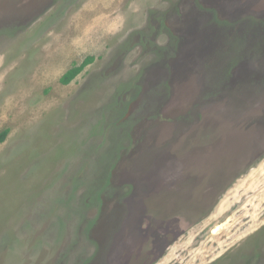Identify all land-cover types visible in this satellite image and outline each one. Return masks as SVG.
<instances>
[{
	"label": "rangeland",
	"instance_id": "374dc122",
	"mask_svg": "<svg viewBox=\"0 0 264 264\" xmlns=\"http://www.w3.org/2000/svg\"><path fill=\"white\" fill-rule=\"evenodd\" d=\"M5 129L0 264H264V0H0Z\"/></svg>",
	"mask_w": 264,
	"mask_h": 264
},
{
	"label": "trees",
	"instance_id": "16d2710c",
	"mask_svg": "<svg viewBox=\"0 0 264 264\" xmlns=\"http://www.w3.org/2000/svg\"><path fill=\"white\" fill-rule=\"evenodd\" d=\"M92 56L86 57L80 64L73 65L66 72H64L59 78L61 84L70 83L88 64L93 61ZM7 129L3 130L0 134V142H2L7 134Z\"/></svg>",
	"mask_w": 264,
	"mask_h": 264
},
{
	"label": "water",
	"instance_id": "95a60500",
	"mask_svg": "<svg viewBox=\"0 0 264 264\" xmlns=\"http://www.w3.org/2000/svg\"><path fill=\"white\" fill-rule=\"evenodd\" d=\"M122 236V248H129V246H134L133 242L134 240H136L135 238H132V237H128V236H124L122 233L120 234ZM177 236V235H175ZM120 243V242H119ZM124 246V247H123ZM124 259H125V256H124ZM124 259L122 260V262L124 261ZM120 262V264L122 263ZM151 263V260L150 261H146L145 264H150ZM114 264V263H113ZM119 264V263H118Z\"/></svg>",
	"mask_w": 264,
	"mask_h": 264
},
{
	"label": "flooded vegetation",
	"instance_id": "af4514ba",
	"mask_svg": "<svg viewBox=\"0 0 264 264\" xmlns=\"http://www.w3.org/2000/svg\"><path fill=\"white\" fill-rule=\"evenodd\" d=\"M158 244V243H157Z\"/></svg>",
	"mask_w": 264,
	"mask_h": 264
}]
</instances>
